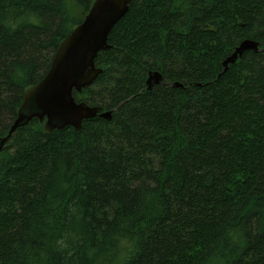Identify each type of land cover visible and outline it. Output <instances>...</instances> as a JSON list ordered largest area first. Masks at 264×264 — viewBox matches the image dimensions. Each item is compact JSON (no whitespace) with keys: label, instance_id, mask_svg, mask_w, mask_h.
Here are the masks:
<instances>
[{"label":"trees","instance_id":"trees-1","mask_svg":"<svg viewBox=\"0 0 264 264\" xmlns=\"http://www.w3.org/2000/svg\"><path fill=\"white\" fill-rule=\"evenodd\" d=\"M94 1L0 0V135ZM108 42L74 97L112 119L0 152V264H264V0H133Z\"/></svg>","mask_w":264,"mask_h":264},{"label":"water","instance_id":"water-1","mask_svg":"<svg viewBox=\"0 0 264 264\" xmlns=\"http://www.w3.org/2000/svg\"><path fill=\"white\" fill-rule=\"evenodd\" d=\"M133 0H95L81 24L63 40L55 54L51 68L38 83L27 88L18 110V118L6 137H0V151L13 132L32 119L45 120V131L62 130L72 126L81 130L83 122L96 117L111 120L113 110L105 111L101 106H91L76 101L74 91L82 92L91 86L102 73L96 65L100 52L111 49L110 32L129 11ZM259 42L243 40L222 62L225 73L247 51H259ZM221 73V74H222ZM221 74L219 76H221ZM162 75L151 72L147 79L148 88L160 84ZM176 87H182L180 83Z\"/></svg>","mask_w":264,"mask_h":264},{"label":"bare ground","instance_id":"bare-ground-1","mask_svg":"<svg viewBox=\"0 0 264 264\" xmlns=\"http://www.w3.org/2000/svg\"><path fill=\"white\" fill-rule=\"evenodd\" d=\"M66 38H67V37H66ZM66 38H65V39H66ZM62 42H63V41H62ZM257 42H258V41H257ZM259 44H260V42H259ZM259 48L261 49L260 46H259ZM58 49H59V48H58ZM260 49H259V50H260ZM234 50H235V48H234ZM57 51H58V50H57ZM233 52H234V51H233ZM233 52H232V53H233ZM232 53H231V54H232ZM55 54H56V53H55ZM231 54H230V55H231ZM225 56H226V55H225ZM54 57H55V56H54ZM227 57H228V56H227ZM227 57H226V58H227ZM53 60H54V58H53ZM224 60H225V59H224ZM224 60H223V61H224ZM52 62H53V61H52ZM236 62H237V61H236ZM236 62H235V63H236ZM235 63H234V64H235ZM51 65H52V64H51ZM222 66H223V64H222ZM97 67H98V68H101V67H99V66H97ZM50 68H51V67H50ZM101 69H102V68H101ZM49 70H50V69H49ZM102 70H103V69H102ZM223 70H224V66H223ZM223 70H222V72H223ZM102 72H103V71H102ZM152 72H159V73L162 75V81H161V83H160V84H162V83H163V80H164L163 74H162L159 70H153ZM222 72H221V73H222ZM226 72H227V71H226ZM226 72H225V73H226ZM150 73H151V72H150ZM150 73H149V74H150ZM221 73H220V74H221ZM222 74H223V73H222ZM148 77H149V75H148ZM148 77H147V79H148ZM95 81H96V80H95ZM176 83H180V82H174V83H173V86H174V87H176V86H175ZM146 84H147V80H146ZM180 84H182V83H180ZM157 85H159V84H157ZM182 85H183V84H182ZM182 87H184V85H183ZM147 88H148V84H147ZM176 88H177V87H176ZM148 89H149V88H148ZM149 90H152V89H149ZM91 106H100V105H97V104H96V105H91ZM101 107H103V106H101ZM103 108H104V107H103ZM104 110L107 111L105 108H104ZM17 118H18V113H17V115H16V118H15L14 121L12 122L10 128L15 124ZM34 119H35V118H34ZM36 119H38V118H36ZM32 120H33V119H32ZM32 120H31V121H32ZM38 120L40 121V119H38ZM31 121H30V122H31ZM30 122H29V123H30ZM40 122H44V132H45V134H48V133H46V131H45V124H46V121H45V120H42V121H40ZM29 123H28V124H29ZM28 124L23 125V126H27ZM23 126L18 127V128L13 132V134H14L19 128H21V127H23ZM68 127H69V126H68ZM70 127H72V126H70ZM10 128H9V130H10ZM65 128H66V127H65ZM73 128H74V127H73ZM8 133H9V131H8ZM8 133H7L6 135H0V137H1V138L6 137V136L8 135ZM13 134H12V135H13ZM50 134H51V133H50ZM12 135H11V137H12ZM11 137H10V138H11ZM10 138H9V139H10ZM9 139L5 142L4 147H5L6 143L9 141ZM4 147H3V149H4ZM3 149H2V150H3ZM2 150H1V151H2ZM1 151H0V152H1Z\"/></svg>","mask_w":264,"mask_h":264}]
</instances>
